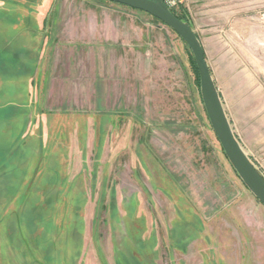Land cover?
Wrapping results in <instances>:
<instances>
[{
    "label": "rangeland",
    "instance_id": "1",
    "mask_svg": "<svg viewBox=\"0 0 264 264\" xmlns=\"http://www.w3.org/2000/svg\"><path fill=\"white\" fill-rule=\"evenodd\" d=\"M169 6L188 12L224 96L264 86V0ZM195 67L145 12L0 0V264H264V205Z\"/></svg>",
    "mask_w": 264,
    "mask_h": 264
},
{
    "label": "water",
    "instance_id": "2",
    "mask_svg": "<svg viewBox=\"0 0 264 264\" xmlns=\"http://www.w3.org/2000/svg\"><path fill=\"white\" fill-rule=\"evenodd\" d=\"M106 1L151 15L172 29L189 46L199 70L201 95L212 129L239 178L256 199L264 205V173L251 161L236 139L206 61L202 43L194 30L172 13L168 5L170 0Z\"/></svg>",
    "mask_w": 264,
    "mask_h": 264
},
{
    "label": "crops",
    "instance_id": "3",
    "mask_svg": "<svg viewBox=\"0 0 264 264\" xmlns=\"http://www.w3.org/2000/svg\"><path fill=\"white\" fill-rule=\"evenodd\" d=\"M252 29L254 31L257 30L256 27H253ZM193 30L198 35L196 30ZM212 77H214L213 73ZM213 79L216 81L215 78ZM215 84L218 88L221 101L233 132L237 137L236 139H239L240 145L250 157L251 161L262 171V173H264V86H260L257 89L256 85H248V88H241L240 91L236 88L235 93H231L230 95L228 89H226V96H224V93L218 87L217 82H215ZM235 122L238 124L247 123V131H243V136H239L240 138H238L239 134L234 130L233 123ZM258 122L262 124L259 126L248 125V123Z\"/></svg>",
    "mask_w": 264,
    "mask_h": 264
},
{
    "label": "trees",
    "instance_id": "4",
    "mask_svg": "<svg viewBox=\"0 0 264 264\" xmlns=\"http://www.w3.org/2000/svg\"><path fill=\"white\" fill-rule=\"evenodd\" d=\"M104 1H106V0H104ZM170 10L172 11V13L178 18V19H180L181 21H183V22H185V23H187L188 25H190V27L193 29V26H192V24H191V22H190V20H189V16H188V12L185 10V9H182V7H180V10H175V9H172V8H170ZM136 11H139V10H136ZM159 21V20H158ZM161 22V21H160ZM162 23V22H161ZM163 24V23H162ZM165 25V24H164ZM172 30V29H171ZM173 31V30H172ZM174 32V31H173ZM175 33V32H174ZM176 34V33H175ZM177 35V34H176ZM180 39H181V37L179 36V35H177ZM198 37V36H197ZM199 38V37H198ZM182 40V39H181ZM183 41V40H182ZM184 42V41H183ZM185 43V42H184ZM186 44V43H185ZM186 46L189 48V46L186 44ZM190 49V48H189ZM191 51V50H190ZM191 53H192V51H191ZM193 54V53H192ZM194 57V56H193ZM194 60H195V58H194ZM195 64H196V61H195ZM196 72H197V74H198V77H199V80L201 81V78H200V74H199V70H198V67H197V64H196ZM201 101H202V103H203V105H204V102H203V99H202V95H201ZM204 109H205V106H204ZM205 112H206V109H205ZM206 114H207V112H206ZM207 117H208V115H207ZM208 121H209V123H210V120H209V117H208ZM211 124V123H210ZM212 127V126H211ZM222 147V146H221ZM223 149V148H222ZM224 151V150H223ZM224 154H225V152H224ZM226 156V155H225ZM226 158H227V156H226ZM228 159V158H227ZM236 172V171H235ZM236 174H237V172H236ZM239 177V176H238Z\"/></svg>",
    "mask_w": 264,
    "mask_h": 264
},
{
    "label": "built area",
    "instance_id": "5",
    "mask_svg": "<svg viewBox=\"0 0 264 264\" xmlns=\"http://www.w3.org/2000/svg\"><path fill=\"white\" fill-rule=\"evenodd\" d=\"M171 1H172V0H170V1L168 2V5L171 3Z\"/></svg>",
    "mask_w": 264,
    "mask_h": 264
}]
</instances>
